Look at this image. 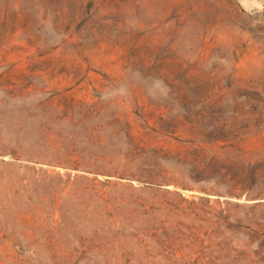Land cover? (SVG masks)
Wrapping results in <instances>:
<instances>
[{"label": "rangeland", "instance_id": "1", "mask_svg": "<svg viewBox=\"0 0 264 264\" xmlns=\"http://www.w3.org/2000/svg\"><path fill=\"white\" fill-rule=\"evenodd\" d=\"M0 264H264V0H0Z\"/></svg>", "mask_w": 264, "mask_h": 264}]
</instances>
